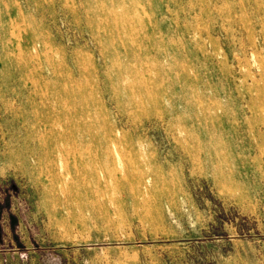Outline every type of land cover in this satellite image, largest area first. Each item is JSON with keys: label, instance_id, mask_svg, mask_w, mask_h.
Here are the masks:
<instances>
[{"label": "rangeland", "instance_id": "rangeland-1", "mask_svg": "<svg viewBox=\"0 0 264 264\" xmlns=\"http://www.w3.org/2000/svg\"><path fill=\"white\" fill-rule=\"evenodd\" d=\"M0 264H264V0H0Z\"/></svg>", "mask_w": 264, "mask_h": 264}, {"label": "bare ground", "instance_id": "bare-ground-1", "mask_svg": "<svg viewBox=\"0 0 264 264\" xmlns=\"http://www.w3.org/2000/svg\"><path fill=\"white\" fill-rule=\"evenodd\" d=\"M67 153H69V152H67ZM81 154V151H79V150H73L72 151V155H74V156H79Z\"/></svg>", "mask_w": 264, "mask_h": 264}]
</instances>
